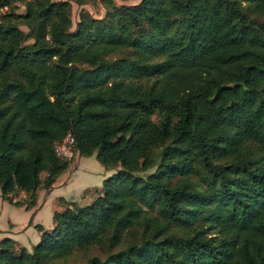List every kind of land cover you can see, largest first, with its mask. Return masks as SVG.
Here are the masks:
<instances>
[{
  "label": "trees",
  "instance_id": "trees-1",
  "mask_svg": "<svg viewBox=\"0 0 264 264\" xmlns=\"http://www.w3.org/2000/svg\"><path fill=\"white\" fill-rule=\"evenodd\" d=\"M16 1L0 0L1 197L33 206L70 166L68 132L119 168L30 248L1 238L0 264L91 247L68 264H264V0H107L73 30L69 0Z\"/></svg>",
  "mask_w": 264,
  "mask_h": 264
},
{
  "label": "crops",
  "instance_id": "crops-1",
  "mask_svg": "<svg viewBox=\"0 0 264 264\" xmlns=\"http://www.w3.org/2000/svg\"><path fill=\"white\" fill-rule=\"evenodd\" d=\"M88 156L77 153L73 165L58 174L51 186L47 188L39 186L36 190V203L29 208L25 204L18 205L3 199L0 195V206L8 210L7 214L0 215V239L8 236L30 248L40 238V231L35 224L40 223L44 228H51L56 215L67 202H82L84 195L88 193L84 188L91 187L84 177L88 178L87 181L96 179L95 183L102 184L103 179L111 175L113 170L101 163L104 167L98 165L97 168H105V172L102 174L99 171L91 172L88 165L96 163L94 161L96 156L93 153L95 158L87 159ZM98 189L99 185L93 186V192H97ZM21 192L25 193L23 190ZM13 198V201H16V197Z\"/></svg>",
  "mask_w": 264,
  "mask_h": 264
},
{
  "label": "rangeland",
  "instance_id": "rangeland-1",
  "mask_svg": "<svg viewBox=\"0 0 264 264\" xmlns=\"http://www.w3.org/2000/svg\"><path fill=\"white\" fill-rule=\"evenodd\" d=\"M114 1L117 4H131V3H135V2H137L139 0H114ZM69 2H70V5H71V7H70V10H71L70 11V16H71L70 29L71 30H73L75 28L76 23L79 20L81 11H88L91 15H93L94 17H97L99 19L106 18V17L109 16V10L107 9V7L109 5L107 4V0H69ZM245 5L247 7L246 3H245ZM13 8H14V11L16 13H21L25 9V4H24V2L17 0L13 4ZM246 9H248V7ZM251 14H252L253 17H255L257 19L264 20V12L263 13H251ZM19 25L24 31H28V28H27L26 25H24V24H19ZM26 41L30 42L31 38H28ZM117 53L121 54L119 51H116V52H113V53L109 54L108 56L109 57H114L115 55H118ZM153 120H154V122L156 124H158L160 122V118L156 114L153 115ZM77 153L78 152H76L75 155H73L74 157L68 158L69 161L71 162L70 166L73 165ZM92 158H95V157H93V154L89 155L87 159H92ZM94 161L96 163H93L92 165H88V169L91 170V172H94V173H97L99 171L102 174L103 172H105V170H104L105 168H97L98 165L101 166L102 164L97 159L94 160ZM102 167H104V166L102 165ZM118 168L119 167L116 166V165L113 166L112 167L113 172H115ZM153 169L154 168H151L150 171L153 170ZM44 174H45V172H41L40 176L43 177ZM84 179H85L86 182H88V184H91V187L90 186H86L84 188V190L87 191L88 193L84 195V199L82 200V202H79V204L87 203L93 198V196H94V194L96 192V191L93 192V186L99 185L101 187V185H102L101 183L100 184L95 183L96 179L95 180H89V181H87L88 178H86V177H84ZM194 179L199 180V177L198 176H194ZM88 188L90 189V191H88ZM21 191L22 190L16 191L14 193V195H13V197H16V200L20 201V202L26 200L27 196H28V194L25 191L24 192L26 194L25 193L23 194V192H21ZM7 213H8V210H6L5 208H2L0 206V215L3 216L5 214H7ZM212 231H216V230L214 229ZM214 234H217V233H214ZM93 254H98L100 256H103L104 252L101 249L97 248V247H91V248H89L87 250H76L72 254L67 256L65 259H62V258L52 259L51 260V264H68V263H71V262H81L82 263V262L85 261V259H87L88 256L93 255Z\"/></svg>",
  "mask_w": 264,
  "mask_h": 264
},
{
  "label": "built area",
  "instance_id": "built-area-1",
  "mask_svg": "<svg viewBox=\"0 0 264 264\" xmlns=\"http://www.w3.org/2000/svg\"><path fill=\"white\" fill-rule=\"evenodd\" d=\"M55 153L64 158L74 157L77 150L75 149V143L73 135L68 132L60 141L55 143ZM76 151V152H75Z\"/></svg>",
  "mask_w": 264,
  "mask_h": 264
}]
</instances>
